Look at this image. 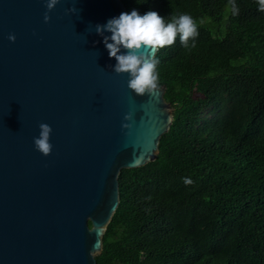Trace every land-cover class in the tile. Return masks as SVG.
<instances>
[{"label": "water", "instance_id": "obj_1", "mask_svg": "<svg viewBox=\"0 0 264 264\" xmlns=\"http://www.w3.org/2000/svg\"><path fill=\"white\" fill-rule=\"evenodd\" d=\"M45 4L0 0V264H97L121 171L156 160L173 108L112 71L95 25L128 12L121 0H60L48 23Z\"/></svg>", "mask_w": 264, "mask_h": 264}, {"label": "trees", "instance_id": "obj_2", "mask_svg": "<svg viewBox=\"0 0 264 264\" xmlns=\"http://www.w3.org/2000/svg\"><path fill=\"white\" fill-rule=\"evenodd\" d=\"M191 15L158 49L174 120L155 161L123 169L97 264H264V12L257 0H121ZM194 45V46H193Z\"/></svg>", "mask_w": 264, "mask_h": 264}, {"label": "clouds", "instance_id": "obj_3", "mask_svg": "<svg viewBox=\"0 0 264 264\" xmlns=\"http://www.w3.org/2000/svg\"><path fill=\"white\" fill-rule=\"evenodd\" d=\"M60 0H46L47 11L44 14V22L50 21L51 12ZM231 9L238 13L239 9L235 0H229ZM259 10L264 12V0H257ZM75 12L76 9H69ZM96 34L103 38V44L109 53L110 59L116 63L111 66L117 74H127L129 79L127 87L136 96H156L160 87L158 61L150 58L149 52L175 44L177 37L183 47L189 46V40H195L198 36L197 21L189 14H173L170 19L160 16L155 11H148L141 15L135 9L131 12H122L113 17L106 24L95 25ZM105 32L110 35H105ZM10 42H15V36L9 35ZM194 46V45H193ZM126 121L133 119V114L125 115ZM127 127L128 125H123ZM52 128L46 124L39 125V135L33 138L35 150L47 157L52 151L50 136Z\"/></svg>", "mask_w": 264, "mask_h": 264}]
</instances>
